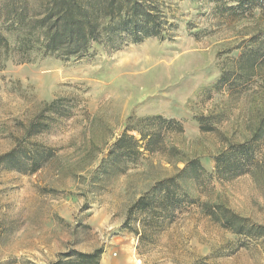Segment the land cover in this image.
I'll list each match as a JSON object with an SVG mask.
<instances>
[{"label":"rangeland","instance_id":"obj_1","mask_svg":"<svg viewBox=\"0 0 264 264\" xmlns=\"http://www.w3.org/2000/svg\"><path fill=\"white\" fill-rule=\"evenodd\" d=\"M157 1L173 24L170 38H150L117 51L94 45L88 56L67 61L36 51L25 61L0 15V32L10 42L7 49L0 48V154L22 138L43 103L66 98L71 111L30 139L58 148L39 171L0 167V264H52L61 252L100 246L130 255L134 264H264L257 243L248 244L213 222L198 204L179 207L173 222L149 242L140 243L136 221L124 227L129 205L174 171L176 164L165 153L144 152L104 189L88 185V154L97 163L130 116L180 121L184 131L167 133L165 142L200 157L208 172L214 169L212 156L224 145L218 132L234 139L246 132L245 95L238 99L214 84L248 40L264 31V8L234 13L206 0ZM210 113L225 118L216 124L218 132L200 129L196 118ZM263 157L264 139L255 159ZM205 181L206 188L189 183L193 196L225 202L264 223V188L251 174ZM114 239L119 242L112 245ZM216 248L222 255H211Z\"/></svg>","mask_w":264,"mask_h":264},{"label":"trees","instance_id":"obj_2","mask_svg":"<svg viewBox=\"0 0 264 264\" xmlns=\"http://www.w3.org/2000/svg\"><path fill=\"white\" fill-rule=\"evenodd\" d=\"M206 1L224 5V12L264 8V0ZM0 15L9 23V31L23 49L25 61L34 51L65 61L88 56L94 45L117 51L150 38H170L173 26L157 0H1ZM9 46V38L0 32V48ZM214 88H227L238 99L245 95L247 114L246 132L235 139L218 132L216 124L225 120L222 114H202L196 118L201 131H217L224 143L212 156L213 171L206 170L200 157L189 156L165 142L167 133H182L184 128L180 121L162 115L128 117L123 132L97 163L94 154L87 156L91 158L87 166L88 185L96 189L106 188L110 181L125 174L144 152L165 153L168 162L176 164L171 174L155 180L127 209L124 227L136 221L139 226L134 231L140 243L149 242L164 231L176 218L178 208L188 203L198 204L204 216L245 238L248 244L254 241L264 252V223L240 214L225 202L203 200L201 193L193 196L189 185L195 181L206 188L208 177L231 181L251 174L264 188V157L255 159L257 145L264 139V31L248 40L237 60L222 71ZM66 100L60 97L43 103L25 126L22 138L0 154V167L31 174L57 155V147L30 139L46 131L52 120L71 115ZM177 162H182L183 167H178ZM219 251L216 248L211 255H222ZM104 252L105 246L90 252L70 249L61 252L52 264H101Z\"/></svg>","mask_w":264,"mask_h":264},{"label":"crops","instance_id":"obj_3","mask_svg":"<svg viewBox=\"0 0 264 264\" xmlns=\"http://www.w3.org/2000/svg\"><path fill=\"white\" fill-rule=\"evenodd\" d=\"M117 242L119 240L114 239L110 243L114 245ZM101 264H134V262L132 257L126 253H113L111 250L106 249V252L102 255Z\"/></svg>","mask_w":264,"mask_h":264}]
</instances>
